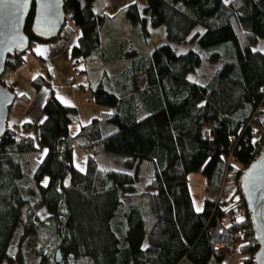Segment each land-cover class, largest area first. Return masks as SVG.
<instances>
[{"label":"trees","instance_id":"obj_1","mask_svg":"<svg viewBox=\"0 0 264 264\" xmlns=\"http://www.w3.org/2000/svg\"><path fill=\"white\" fill-rule=\"evenodd\" d=\"M93 2L63 1L65 14L80 31L77 44L69 47L75 62L93 61L100 49L106 17L95 12ZM124 13L143 30L164 26L172 42L191 35L218 67L201 85L187 78L201 64L193 50L178 53L162 44L146 55L128 49L124 55L131 65L120 73L121 88L108 90L103 81L90 87L96 104L113 111L81 126L74 136L69 126L77 118L76 108L50 93L42 107L44 119L36 125L47 152L33 169L30 155L37 147L32 138H17L7 123L0 138V264H24L20 245L35 233L40 215H46L41 227L52 230L57 241L51 258L39 254L38 264H59L57 251L90 264H225L228 251L208 246L217 216L214 200L206 199L201 212L193 208L187 179L196 172L208 188L221 189V209L234 206L236 220L228 224L234 257L243 256L238 264H254L258 243L239 179L263 147V138L253 142L244 128L257 106L264 109V49L258 48L260 42L264 45V0H145L143 7L134 3ZM33 14L32 7L24 27L28 50L49 43L32 34ZM28 50L10 55L6 71L22 67ZM139 77H144L142 89L136 84ZM2 84L14 100H28ZM31 84L36 92L50 88L49 76L38 75ZM76 142L84 150L101 145L106 152L128 156L131 170H101L88 156L86 170L80 172L72 158ZM231 150L235 161L227 167ZM143 160L154 163V175L143 188L153 217L146 234L141 210L132 203L122 207L123 199L136 192ZM19 224L22 233L12 256L9 248Z\"/></svg>","mask_w":264,"mask_h":264},{"label":"rangeland","instance_id":"obj_2","mask_svg":"<svg viewBox=\"0 0 264 264\" xmlns=\"http://www.w3.org/2000/svg\"><path fill=\"white\" fill-rule=\"evenodd\" d=\"M138 4V6L141 8L145 4V0H135ZM143 4V5H142ZM118 19L114 20V26L111 24L106 25L107 29L106 32L103 35V45L112 46L117 45V38L119 36H124L123 38L129 39L127 42H130L134 39V43L131 44L133 49H135L134 46H136L139 50H141L144 54L148 55L152 52V50L159 45L162 44H169L172 48H174L178 53H184L187 50H193L200 56L201 64L199 67H197L193 72L189 73L188 77L189 80H197L199 82H203L206 80L207 77H210L211 74L214 73L216 68L218 67V62H211L208 58V52H206L204 49H202L196 42L190 40L191 35L181 43H176L170 41L166 37L165 28L164 26H160L157 28H153L150 25H148L147 28L143 30L141 26H137L135 30V34L133 35V32L127 34L129 31H127L123 26H121V23L117 22ZM110 25V26H109ZM109 27V29H108ZM116 27V28H115ZM115 28L114 31L111 32V29ZM116 40V41H115ZM137 41L138 45L135 43ZM121 46V45H120ZM129 46V45H128ZM264 47L263 43L260 42L259 47ZM119 44L117 46H114L111 48L110 53H118ZM25 58L30 60L31 63L28 64L30 69L36 72V74L41 75L45 79H48V74L50 75V83L51 88L50 92L53 90V94L55 97H58L64 105L73 106V104H76L79 115L78 120L74 121L69 126V134L75 135L82 124H87L91 117H89V114H93L94 116H97L98 118L102 117L105 113H111L113 110L96 104V102L91 98L92 106L86 107L85 102L81 101V98L79 99L78 91L80 90L79 85V78L83 77L85 79V76L90 77V79L93 81L97 77L96 73L90 72L89 70L84 69L83 72L82 68V62L79 60V62L72 61L71 53L69 50L65 51L62 55H60L58 58H56L53 61H50V70L47 73L45 70L40 68L39 60L33 55H31V50H28V52L25 55ZM129 60V59H128ZM131 61L129 60V63ZM131 64H129L130 66ZM76 70H82L81 74H77ZM28 71V70H25ZM32 71H28L27 74L23 76L12 75L11 72L5 71L3 74L1 80L10 85H14L16 90V95H24L28 98V100L24 101L19 98H16L9 108L8 113V125L10 128H13L17 131V133L22 134L23 128L22 124L24 123H32L35 125L36 123V114L38 110L39 101L43 97V93L46 94V91L48 93L49 88H42V92H36V90L33 88V85L31 84V81L35 78L34 76L29 77ZM121 73V70L119 71V74ZM33 74V73H32ZM116 75V80L120 81V75ZM119 75V76H118ZM34 77V78H33ZM89 79V78H88ZM97 82V81H96ZM109 81L105 80L104 84L109 86ZM142 83V82H141ZM108 90H110L108 88ZM115 92V91H114ZM92 110V112L90 110ZM264 110V109H263ZM87 111H88V117H87ZM90 118V119H89ZM110 126H108L109 128ZM105 130L107 131V127H105ZM108 132V131H107ZM30 137L33 140L34 145L37 147L36 152L33 155H30L31 159L33 160L32 169L35 166L36 163L41 161L43 158L46 150L39 142L38 138V131L36 126H34L30 130ZM88 156L94 157L99 165V168L101 170L104 169H116V170H122V171H129L131 168L127 165V161L129 160L128 156L122 155V154H113L106 152L101 145L96 146L92 150H84L80 147V143L76 142L73 147V165L74 167L79 170L80 172H85L86 170V161ZM24 162L26 163V166L30 168L31 160H29V157L24 158ZM154 175V163L150 160H143L141 164L139 165L138 169V175H137V181H136V192L134 194L129 195L128 197L123 199L122 207L124 208L127 204H135L142 212L144 221H145V234L147 233L153 217L150 213V207H149V200L148 195L144 194L143 188L145 185L150 181L152 176ZM47 180V179H45ZM45 180H43V184H45ZM188 190L189 194L192 199L193 208L196 212H201L204 207V201L208 198H212L214 200L217 195V190H211L206 185V179L205 177L200 173H191L188 175ZM46 215H40L38 218V225L36 228L35 233H32L31 235L27 236L20 245V252L23 256L24 264H38L39 257L41 255H44L47 259H50L51 256L55 253V246L57 241V236L55 233L52 232V230H48L46 228H42L40 225V220L45 219ZM22 233V225L19 224L14 232L13 240L10 244L9 253L10 255H14L19 246V240ZM146 239V236H145ZM146 240L143 244V246H146ZM59 264H90L88 259H82L80 261H75L71 258L65 257L62 253L59 252ZM66 258V261H65ZM243 256L240 254H237V256L234 257V263L238 264L240 259H242ZM4 264H11V262L5 261Z\"/></svg>","mask_w":264,"mask_h":264},{"label":"water","instance_id":"obj_3","mask_svg":"<svg viewBox=\"0 0 264 264\" xmlns=\"http://www.w3.org/2000/svg\"><path fill=\"white\" fill-rule=\"evenodd\" d=\"M63 1L28 0L21 10L8 0H0V138L6 132L9 108L14 102V94L1 80L6 71V60L14 52L24 53L30 47L24 27L32 7V34L46 42L59 38L66 21ZM239 183L258 243L254 264H264V139L262 149L241 174Z\"/></svg>","mask_w":264,"mask_h":264},{"label":"crops","instance_id":"obj_4","mask_svg":"<svg viewBox=\"0 0 264 264\" xmlns=\"http://www.w3.org/2000/svg\"><path fill=\"white\" fill-rule=\"evenodd\" d=\"M134 3L137 4V2L135 0H94V2H93L95 12H103L105 17H106V21H105L103 28L101 29V32H100V49L95 53L93 61H82L81 60L82 65H83V68H82L83 72L85 71L84 69H86V70H89L90 72L94 71L97 75V77L93 81L90 79V77H87V76H85V79L83 77L79 78V85H80V90L78 91L79 99L81 98V101L85 102L86 107L92 106V102H91L92 97H91V93H90V87L92 84H95L99 81L104 82L105 80H108L109 86H107V87L111 91H116L118 88H121V85H122L121 84L122 83L121 82V76H120V81L116 80L115 77L117 74H119L120 70L123 71L124 68L129 66V64H130L129 60H128L129 58H127V56L124 55V52H126L128 49L132 48V46H130L131 44H129V43H134V39L131 40L130 42H127V40H129V39L123 38L124 36H119L117 38V43L119 44V47H118L119 52L114 54V53H110L111 48L114 46H117L118 44L117 45L114 44L112 46H110V44H109V46L103 45V35H105L104 33L106 32V29H107L106 25L111 24L112 26H114V20L115 19H118L117 22L121 23V26H123L127 31H129L127 34H129L131 32H133V35L135 34V30H136V27L138 25L130 22V20L127 18V16L124 13L125 8L131 4H134ZM147 27H148V25H146V28ZM115 28H112L111 32L114 31ZM108 29H109V27H108ZM79 37H80L79 29L73 24L71 19L67 18L59 38L53 42L40 43V44L34 45V47L31 49V55L35 56L37 58V60H39V64H40L41 60L46 61L47 72H49L50 61L55 60L60 55H62L65 51L69 50L70 46L77 44ZM135 43L138 45L137 41ZM259 45H260V43H259ZM134 47L140 53H143L136 46H134ZM258 48L260 50L264 49V47H261V46L260 47L258 46ZM102 53H106V54L103 56ZM73 60L74 59H72V61ZM31 62H32L31 59L30 60L26 59V62L22 67H20L16 71L11 72L12 75L18 76V74H19L20 76H23L25 74V72L27 74L28 71L29 72L32 71L29 77L38 76V74H36V72L33 71L32 69H30V67L28 66V64ZM40 68H41V66H40ZM25 70H28V71H25ZM82 70L81 71L76 70V73L81 74ZM212 75L213 74H211L210 77H207L206 80L203 82H199L197 80H192V82L204 85L205 83H207V81L211 78ZM187 78L189 79L188 76H187ZM144 83H145L144 77H139L136 79V84L140 89L143 88ZM8 86H10V87L14 88V90H16L14 85L10 84ZM50 86H51V83H50ZM50 88L48 89V93H47V91H46V94L43 93V97L39 101L38 110H37V112L35 111V113H37L35 125H33L31 123V126L22 127L23 133L20 135L15 130L16 135L18 136L17 138H20L21 136H28L30 134V130L34 126H36L37 124H39L43 121L44 115L42 113V107H43L45 101L47 100V98L49 97V95L51 93ZM52 92H53V90H52ZM56 98L62 103V101L58 97H56ZM72 107H75L76 110L78 109L76 104H73ZM90 111L92 112V110H90ZM77 113H78V110H77ZM78 117H79V115H77L76 120H78ZM87 117H88V111H87ZM89 117H91V119L89 118L90 120L87 124H89L92 119L98 118L97 116H94L93 114H91V115L89 114ZM7 123H8V118H7ZM87 124H82L81 126H84ZM81 126H80V128H81ZM70 136H74V135H70ZM209 189H211V188H209ZM211 190H215V189H211ZM208 199L212 200V198H208ZM225 264H229V263L226 261Z\"/></svg>","mask_w":264,"mask_h":264},{"label":"built area","instance_id":"obj_5","mask_svg":"<svg viewBox=\"0 0 264 264\" xmlns=\"http://www.w3.org/2000/svg\"><path fill=\"white\" fill-rule=\"evenodd\" d=\"M71 18L70 14H66V19ZM34 45H32V48ZM31 48V49H32ZM41 69L47 72V63L44 60L40 61ZM48 73V72H47ZM49 79L50 75L48 74ZM262 105L257 106L251 117L245 123V130H248L250 134H252V141L254 142L257 139H264V112L262 110ZM24 141H28L27 136L23 137ZM202 138H207L206 132L202 133ZM235 161L233 150L229 152V155L226 159V166H231ZM221 198V189L217 190L216 198L214 199V211L217 216L214 220V223L210 226L209 236H208V246L211 251H220L227 250L228 257L227 262L229 264H233L234 262V254L236 253V248L233 245V234L228 229V224L234 222L236 220V215L233 212V207H226L224 209L220 208Z\"/></svg>","mask_w":264,"mask_h":264},{"label":"snow or ice","instance_id":"obj_6","mask_svg":"<svg viewBox=\"0 0 264 264\" xmlns=\"http://www.w3.org/2000/svg\"><path fill=\"white\" fill-rule=\"evenodd\" d=\"M8 2H10L12 5L17 6L19 9H23L27 6V2L28 0H8ZM45 154L47 152V150H44ZM45 186L47 185V180H45Z\"/></svg>","mask_w":264,"mask_h":264}]
</instances>
